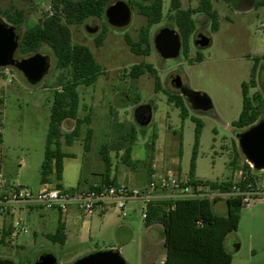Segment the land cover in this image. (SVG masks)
I'll return each mask as SVG.
<instances>
[{
	"label": "rangeland",
	"instance_id": "374dc122",
	"mask_svg": "<svg viewBox=\"0 0 264 264\" xmlns=\"http://www.w3.org/2000/svg\"><path fill=\"white\" fill-rule=\"evenodd\" d=\"M150 1L137 0L140 3ZM257 1H215L214 8L219 14L216 31L212 30L211 21L205 14L194 15L197 30L190 38L188 56L182 49L175 58L162 57L154 44L156 34L163 28L177 29L174 14L170 12V0H164L163 20L150 30L152 52L149 56L133 53L125 38L129 35L133 40H139L140 29L147 24L146 17L138 13L137 7L132 9L131 21L124 27L112 26L106 19L93 18L85 24L72 25L73 42L88 45L104 73L94 85L78 87L79 116H89L92 122H85L81 136L72 146L65 148L77 154L79 164L73 168L71 163L75 161L68 159L63 183L90 188L101 182V176L93 173L105 169L100 156L103 145L108 146L114 163L129 169L122 157L130 133L136 136L132 143L135 166L130 169L138 177L145 176L154 156L160 170L171 169L182 178L188 177L195 141L193 117L203 122L196 176L211 181L237 178L246 162L237 138L244 129L234 127L233 123L239 119L243 108L242 83L249 81L256 58L261 59L258 85L250 89V96L264 94V7H258ZM50 4L51 0H0V17L13 25L3 10L12 6L23 9L26 21L16 26L21 36L28 26L36 24L50 10ZM197 5L198 0H182L184 9ZM87 27L97 30L91 32ZM104 28L108 33L103 45L98 47L96 37ZM198 32L211 38L208 47L195 45ZM38 53L49 55L52 66L49 74L37 85L29 84L23 73L14 67L0 69L3 73L0 79V97L3 99L0 102V173L10 184L18 183L35 194L43 189L41 166L55 86L61 74V70L55 67L54 53L49 46L43 45ZM141 63L152 64L157 70L160 91L156 90L155 77L150 73L138 79L130 76L132 67ZM174 76L190 90L206 95L211 108L194 110L187 103L188 116L183 119L181 110L167 100L168 93H180L172 82ZM143 105L152 110L147 125L139 124L135 117L136 110ZM259 120H264V108ZM74 126V120L66 121L62 125L63 132H70ZM88 128L93 129L94 135L91 149L85 151ZM155 133L158 135L157 151L153 152L149 144ZM237 153H241L239 157ZM255 172L264 176V171ZM215 200V212L226 214L227 198L215 196ZM47 212L40 207L33 215L39 218L41 213ZM79 216L78 227L85 222L86 231L71 235L67 243L53 241L46 236V231L31 221L26 227L28 232L21 233L16 241L0 242V257L15 264H35L38 257L52 254L57 264H72L90 253L111 249L119 250L127 264H151L166 257L163 232L148 228L140 207L135 210L128 207L126 217L117 210L95 214L92 218ZM34 232H38L37 236ZM226 242L232 264H264V199L257 201L252 208L242 209L239 227L227 236Z\"/></svg>",
	"mask_w": 264,
	"mask_h": 264
},
{
	"label": "trees",
	"instance_id": "16d2710c",
	"mask_svg": "<svg viewBox=\"0 0 264 264\" xmlns=\"http://www.w3.org/2000/svg\"><path fill=\"white\" fill-rule=\"evenodd\" d=\"M118 0H51L50 10L45 12L40 20L26 30L20 36L19 48L16 56L21 58L33 55L43 46H49L54 53L55 67L61 70L56 83V90L52 101L49 131L46 142L45 158L41 166L42 184L54 183L56 187L64 189L62 184L64 159L72 156L64 152L63 146L72 145L81 136L82 125L92 122L91 117L81 118L79 116L80 94L78 87L81 85H94L104 73L103 67L99 64L91 48L82 43L73 42L72 25L85 24L89 19H106V9ZM132 9L137 7L138 13L147 19V24L140 29V38L135 41L126 35V42L133 53L149 56L152 52L150 30L153 25L163 20L164 0H151L148 3H140L137 0H125ZM219 0H198L194 8L184 9L182 0H170V12L174 14V22L182 38V49L186 56L189 53L190 38L195 34L197 28L193 16L205 14L211 21L212 30L219 28V14L214 8V2ZM258 7H264V0L257 1ZM8 22L21 26L25 23V11L10 7L3 10ZM108 30L104 28L96 37V45L102 46ZM198 59H201L200 57ZM264 59V57H263ZM260 58H256L251 70L248 82L242 83L243 108L239 119L233 126L239 129H246L259 121L262 109L264 108V94L255 93L250 96V89L258 85V70ZM1 69V68H0ZM155 77L156 90H161L160 78L157 70L149 63L134 65L130 71L133 79H138L145 73ZM3 76L0 70V79ZM167 100L181 110V116L185 119L188 116L186 98L180 93H168ZM3 99L0 97V102ZM189 104V103H188ZM190 106V104H189ZM196 123L195 141L190 164L189 182L196 181L208 185L214 190L222 192L230 191L234 180L211 181L198 179L195 176L197 156L200 147V138L203 129V122L192 118ZM74 120L73 129L64 133L62 125ZM94 131L87 129L84 150L89 151L92 145ZM128 146L123 155L125 165L134 168L132 159V143L135 141V134L130 133ZM157 134L149 144L151 150L155 151ZM241 153H237L239 157ZM100 156L105 164L102 174L101 185L91 186L99 188L102 185H116L117 182L110 178L112 169V158L108 146L103 145L100 149ZM236 164V159L233 160ZM257 169L251 167L246 161L242 169L248 178L241 181V186H246L249 181L256 183L262 177ZM79 188V186L75 187ZM73 189V188H71ZM213 201L209 198H182L176 201L155 200L150 203L146 225L159 223L163 226L164 247L166 258L163 263L153 264H232V255L225 247L227 236L236 231L241 219V211L244 208L239 198H227L226 214H219L213 208ZM55 242L64 243L66 239L65 226L60 224L55 235L50 236ZM1 242V241H0Z\"/></svg>",
	"mask_w": 264,
	"mask_h": 264
},
{
	"label": "built area",
	"instance_id": "2783aa9c",
	"mask_svg": "<svg viewBox=\"0 0 264 264\" xmlns=\"http://www.w3.org/2000/svg\"><path fill=\"white\" fill-rule=\"evenodd\" d=\"M252 167V166H251ZM238 177L228 192L214 190L201 182L190 184L189 177L182 178L171 169L160 170L156 161L150 166L149 180L144 189L133 187L127 183L116 185H102L99 188L61 189L52 185H45L37 194L22 185L10 184L0 173V216L14 214L15 204L36 203L48 208H57L66 213L74 205L81 215L92 218L95 214L110 208L117 210L122 217L128 215V205L131 201L142 199L145 206L142 212L144 220L148 217V208L155 200L176 201L182 198H209L217 197L239 198L243 207L252 208L257 201L264 199V176L256 183L249 181L241 186L242 180L248 178L240 170ZM21 232L27 233L18 217H15L11 240L14 242ZM0 235V239H1Z\"/></svg>",
	"mask_w": 264,
	"mask_h": 264
},
{
	"label": "water",
	"instance_id": "95a60500",
	"mask_svg": "<svg viewBox=\"0 0 264 264\" xmlns=\"http://www.w3.org/2000/svg\"><path fill=\"white\" fill-rule=\"evenodd\" d=\"M109 24L115 27L127 26L132 18V7L125 0H118L107 7L105 12ZM87 29L91 32L97 29ZM20 36L17 27L10 25L0 17V68L14 67L21 71L31 85H37L49 74L52 59L49 55L35 53L33 55L16 58L19 48ZM157 51L164 58H175L182 50V38L175 28L165 27L154 38ZM211 38L199 33L195 37V45L200 48L208 47ZM174 85L186 98L194 110H207L211 108V101L199 92L190 90L180 78H175ZM136 120L141 125H147L152 118V110L143 105L135 112ZM238 144L246 161L254 168L264 171V120L246 128L238 133ZM0 264H15L13 261L0 258ZM35 264H57L52 254H44L37 258ZM72 264H127L119 250L111 249L90 253L79 258Z\"/></svg>",
	"mask_w": 264,
	"mask_h": 264
},
{
	"label": "crops",
	"instance_id": "0c3cea01",
	"mask_svg": "<svg viewBox=\"0 0 264 264\" xmlns=\"http://www.w3.org/2000/svg\"><path fill=\"white\" fill-rule=\"evenodd\" d=\"M251 6L253 7V5H251ZM157 140H158V135H157ZM75 142H76V140H75ZM72 145H70V146H72ZM66 147H69V146L68 145L63 146L64 152L69 153L72 156L66 157L64 159L62 184H63L64 188H66V187L75 188L77 186H72V185L66 186L63 183L65 173H66V169H67L68 159H73L75 161L74 163H71L73 168L79 164L77 154H75L73 152H68L65 149ZM156 151H157V142L155 145V151L154 152H156ZM152 161L153 162L157 161V158L154 156V159ZM112 163H113V165H112V169L110 172V178L115 180L117 182V184L127 183L133 187H138L141 189H144L147 186V183L149 180L150 167L146 169L144 177H138L133 171H131L130 167H128L129 169H127V170L125 168H121L117 165V163H114L113 159H112ZM151 164H152V162H151ZM151 164H150V166H151ZM103 172H104V169L101 170L100 172H96L93 174L100 175L101 176V182H102ZM236 173H237V171H235V175H236ZM195 176H196V174H195ZM196 178L201 179L197 176H196ZM101 182H99L96 185H101L102 184ZM47 184L55 186L54 183H51V184L46 183V184H43V187ZM214 202L217 203V200H214ZM144 206H145V201L142 199L133 200L128 205L129 209L131 208L134 210L137 209V207H140V208H142V212H143ZM14 207L16 209V212L14 214H11L10 216H6V217L0 216V235L2 236L0 239L1 242L5 243V242H8L9 239H11V232L13 230L15 217H18L20 219L22 226L25 228L29 227V225H30L29 223L31 221H34L37 224L38 228H40L42 231H46L45 234L47 237L55 235L57 230H58L59 225L61 223L64 224L65 235H66V239H65L64 244L68 242L71 235H77L79 233H82L83 231H86L85 222H83L82 225L80 227H78L77 218L80 217L79 216L80 213H78V211L74 205H72L66 213L61 212L57 208H48V207H45L43 205H39L36 203H19V204H15ZM40 207H44L46 210H48V212L47 213H41V216L39 218L34 217L33 212ZM112 210H115V209L110 208L104 212H100L97 214L98 215L105 214V213L112 211ZM148 228L151 230L155 229V230H160L163 232V226L159 223H153L150 226H148ZM50 229H53V231H50ZM21 233L26 234L24 232H21ZM37 234H38V232H34L35 236H37ZM20 236H22V235H20ZM228 245L229 244L225 241V247H226L227 251H228ZM21 246L24 247L23 244H21ZM0 258H2V257H0ZM164 260H161L158 262H153V263H163ZM153 263H151V264H153Z\"/></svg>",
	"mask_w": 264,
	"mask_h": 264
},
{
	"label": "flooded vegetation",
	"instance_id": "af4514ba",
	"mask_svg": "<svg viewBox=\"0 0 264 264\" xmlns=\"http://www.w3.org/2000/svg\"><path fill=\"white\" fill-rule=\"evenodd\" d=\"M200 32H198L197 34H199ZM196 34V35H197ZM175 78H177V76H174L173 78H172V82H173V84H174V80L173 79H175Z\"/></svg>",
	"mask_w": 264,
	"mask_h": 264
}]
</instances>
